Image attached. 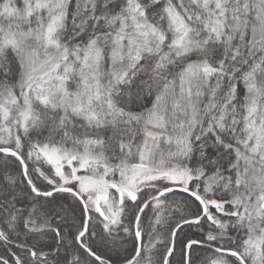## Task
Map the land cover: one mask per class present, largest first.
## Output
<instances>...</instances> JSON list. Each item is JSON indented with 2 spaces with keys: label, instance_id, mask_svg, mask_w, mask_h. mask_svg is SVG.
Listing matches in <instances>:
<instances>
[{
  "label": "snow or ice",
  "instance_id": "6c2138e0",
  "mask_svg": "<svg viewBox=\"0 0 264 264\" xmlns=\"http://www.w3.org/2000/svg\"><path fill=\"white\" fill-rule=\"evenodd\" d=\"M0 264H264V0H0Z\"/></svg>",
  "mask_w": 264,
  "mask_h": 264
}]
</instances>
